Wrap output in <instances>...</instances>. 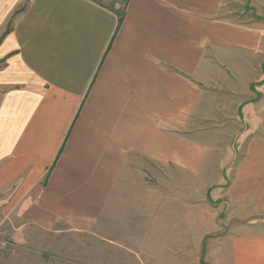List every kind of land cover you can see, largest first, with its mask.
I'll return each mask as SVG.
<instances>
[{"label": "crops", "instance_id": "obj_1", "mask_svg": "<svg viewBox=\"0 0 264 264\" xmlns=\"http://www.w3.org/2000/svg\"><path fill=\"white\" fill-rule=\"evenodd\" d=\"M261 2L0 0V202L48 231L112 225L179 173L253 223L229 264H264Z\"/></svg>", "mask_w": 264, "mask_h": 264}, {"label": "rangeland", "instance_id": "obj_2", "mask_svg": "<svg viewBox=\"0 0 264 264\" xmlns=\"http://www.w3.org/2000/svg\"><path fill=\"white\" fill-rule=\"evenodd\" d=\"M261 6L264 14V2ZM242 7L252 9L248 3ZM163 174L145 179L137 197L145 203L128 206L121 199L112 225L104 220L91 228L60 223L48 231L27 221L25 211L0 202V264H229L225 240L236 234L237 224L253 223L227 218L231 211L224 201L203 194L199 180Z\"/></svg>", "mask_w": 264, "mask_h": 264}]
</instances>
